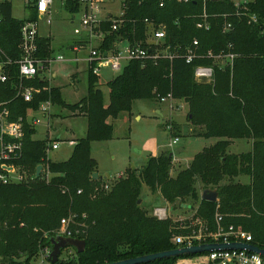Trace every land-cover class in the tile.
<instances>
[{
	"label": "trees",
	"instance_id": "trees-1",
	"mask_svg": "<svg viewBox=\"0 0 264 264\" xmlns=\"http://www.w3.org/2000/svg\"><path fill=\"white\" fill-rule=\"evenodd\" d=\"M80 0H64L71 15L80 11ZM160 0H125V22L119 32L107 35L101 49L106 51L119 39L155 50L147 44L148 19L154 25L163 24L166 37L159 44L169 47L172 60L130 61L122 74L109 82V102L98 87V76L89 71L88 96L76 104L66 103L59 88L49 87L47 80L37 77L27 80V86L49 87V91L34 94L32 102L17 95L19 71L17 62L22 53V26L27 20H37L32 0L31 15L18 20L13 16L10 1L0 3V73L7 76L0 81V109L5 104L10 118H22L24 123L23 154L16 162L29 174L26 182L4 185L0 182V263L31 264L43 251L51 248L52 237L58 236L61 221L69 219L72 237L85 240L86 250L68 257L60 256L56 264H112L140 256L178 248L175 235H187L193 222L160 220L142 208V188L146 185L159 193L164 202L177 208L186 199L198 204L193 219H200L209 232L221 225L247 232L252 244L264 250V0H253L238 9L231 0H206L211 29L197 27L204 12L203 0L188 3ZM258 21L250 23L248 16ZM229 15L224 18L223 15ZM225 22L232 28L224 33ZM111 20L103 23L108 31ZM199 42L201 54H218L229 43L238 57L233 67L199 58L187 64L185 53L194 40ZM49 39H38L37 57L43 61L51 57ZM198 65L214 66V81L203 83L194 77ZM172 93L174 100L188 107V120L194 133L206 139H220L213 146L195 155L188 168L176 177L171 176L173 157L164 153L151 156L142 171L127 169L126 176L115 184L93 178L98 163L92 156L94 142L110 141L113 125L122 113L132 111L136 100H159ZM51 100L54 106L78 111L88 121L86 136L73 147L71 156L61 162L47 156L48 139L36 140L33 126L27 120L29 110H38L41 103ZM252 139V150L244 154H230L234 140ZM38 166L48 167L51 174L36 176ZM246 176L248 184L234 181ZM203 190L218 192V201L201 199L197 183ZM81 192V193H79ZM192 220V221H194ZM64 252V251H63ZM62 252V253H63ZM206 255V254H203ZM172 257L147 264H178L179 260L195 258Z\"/></svg>",
	"mask_w": 264,
	"mask_h": 264
},
{
	"label": "rangeland",
	"instance_id": "rangeland-1",
	"mask_svg": "<svg viewBox=\"0 0 264 264\" xmlns=\"http://www.w3.org/2000/svg\"><path fill=\"white\" fill-rule=\"evenodd\" d=\"M10 1L13 6V16L18 20L27 19L31 15L32 0H0V3ZM125 0H109L105 4L107 12L114 16H120L122 13V3ZM244 1V0H235ZM249 1V0H246ZM251 1V0H250ZM64 0H54L52 12L50 16L40 17L39 19V35L40 38L50 40L51 61L50 69L46 70L42 77L50 79L53 85L62 86V98L69 104L78 103L88 96L89 78L88 65L85 59L88 58L91 49L97 44L87 43L85 48L74 51L72 48L83 42V34L80 36L74 33L75 28L80 27L81 15H71L65 10ZM51 17L52 23L48 24L47 19ZM58 56H63L65 61H57ZM47 59V60H49ZM75 62V63H74ZM126 61H123V69L120 71H112L109 65L104 66L99 73V88L104 93V102H109V82L122 74ZM79 72L78 81L74 85L71 75ZM52 74L56 78H52ZM51 112L55 115L53 121H50L51 138L60 143L59 150L53 151L50 158L53 161L61 162L67 160L71 156V142L66 139H79L85 137L87 127L86 119H75L70 116L68 109L53 106ZM161 110L163 116L157 113ZM73 113V112H72ZM34 115V114H32ZM188 107L182 102H174L172 108L170 105L161 103L159 100H136L133 102L132 111L130 113H122L117 119H110L113 125V139L108 143H98L93 146V153L100 161V171H105L112 178H109V185L115 184L120 178H124L126 173L113 176L124 171L128 167H141L142 155L138 151H148L153 154L171 153L179 146H185V151L177 158L173 157L171 176L176 177L177 174L189 167L195 155L200 153L204 147H208L212 142L205 140L198 135V131L188 120ZM51 117V118H52ZM44 119V118H43ZM48 123L42 121L39 129L47 127ZM168 125L172 126V132L167 130ZM188 128H194L188 133ZM197 131L194 133L193 131ZM195 135H194V134ZM62 140H57L58 135ZM172 137H179L180 143L175 149L170 148L169 144ZM107 144V145H106ZM166 150V152H164ZM231 150V149H230ZM168 151V152H167ZM102 173V172H101ZM110 176V177H111ZM242 181V178H235L234 181ZM247 179L245 182L247 183ZM197 190L201 196V183H197ZM198 204L192 199H186L183 204H178L174 208L171 204H167L161 198L159 193H153L146 185L142 188V208L149 214L153 215L155 208H165L169 218L174 221L192 220L197 212ZM74 248H68L62 253V257L74 255ZM180 261V260H179ZM183 259L179 264H207L205 258H195L188 263H184ZM1 264V263H0ZM31 264H50L45 253L35 258Z\"/></svg>",
	"mask_w": 264,
	"mask_h": 264
},
{
	"label": "built area",
	"instance_id": "built-area-1",
	"mask_svg": "<svg viewBox=\"0 0 264 264\" xmlns=\"http://www.w3.org/2000/svg\"><path fill=\"white\" fill-rule=\"evenodd\" d=\"M109 0H80L81 15L80 27L75 28L74 33L76 35L83 34V45L78 47L83 48L87 43H95L97 46L91 49L87 61L91 66V71L94 75H98L104 66L109 65L112 71H120L123 69V61H126V65L133 60H139L142 62L153 61L157 63L162 58H168L172 60L174 55L170 52L169 47L163 49L159 47V44L166 37V29L163 24L159 26L154 25L148 19L145 23L148 25L147 30V44L154 45L155 50L152 51L149 47H142L141 43L132 44L128 39L119 38L115 40L106 51L101 49L104 44L107 35L111 33L119 32L122 28L125 19V1L122 3V13L120 16H114L112 13L103 14L105 4ZM176 1L178 3H188L190 0H160L159 6L165 7L168 2ZM204 1V12L200 16V21L197 24L199 29L210 30L211 23L209 21V15L206 12V0ZM236 4L239 9L242 4ZM54 4V0H35V7L38 14V19L42 16H50V6ZM248 16L249 22H257L256 15H250L249 13H240L237 11V16ZM229 15H223L224 18ZM27 20L22 26V38L20 43V50L22 53L21 59L17 62L19 71V82L17 85V95L24 99L26 102H32L34 94H40L42 91H49L50 88L43 89L36 88L34 86H27V80H33L37 77L40 70H47L52 60L39 59L37 53L39 51V21ZM111 25L109 30L106 31L103 28V23L110 21ZM47 23H52V18L47 19ZM232 24L225 22L223 32L227 33L231 30ZM264 33V31H263ZM233 44L229 43L227 47L221 50L218 54L213 52H207L201 54L199 51V42L194 40L192 45L189 46L185 53V59L187 64H193L195 60L199 58L211 59L215 63H223L233 67L234 60L238 55L231 50ZM57 61H65L63 56H58ZM125 65V66H126ZM1 68V67H0ZM194 77L196 81L203 83H211L214 81V66L213 65H198L194 70ZM0 81L6 82L7 76L0 73ZM161 103H165L171 106L175 102L172 93L160 98ZM53 104L51 100L41 103L37 110L42 114L43 118L51 116V108ZM10 110L5 104H1L0 109V182L4 185L19 184L26 182L29 179L28 172L16 162L22 157L23 154V138H24V123L22 118L16 121H12L10 118ZM41 119L34 120V123L38 124ZM167 130L171 133L172 126L168 125ZM180 143L179 137H172L169 144L170 148L175 147ZM60 148L59 142L50 143L47 147V156L50 158L51 153ZM44 174L46 178H50L51 174L47 168L42 166L40 173ZM81 193V192H79ZM153 216L164 220L169 218L167 210L165 208H155L153 210ZM183 222V221H181ZM216 222L218 228L215 232H209L206 225L200 220H194L191 225L192 230L189 234L175 235L173 242L178 245V248L190 247L194 245L209 244V243H232L241 242L246 244H252V236L245 231L235 229L233 226L225 229L222 225V216L216 215ZM70 220L63 219L61 221V228L58 235L73 238L72 232L69 230ZM2 224L0 223V229ZM253 245V244H252ZM48 258L49 249L43 251ZM196 258V257H195ZM195 258H187L184 263H188ZM197 258H205L207 264H264V258L258 254L249 252L247 250H226V251H213L206 255L198 256Z\"/></svg>",
	"mask_w": 264,
	"mask_h": 264
},
{
	"label": "water",
	"instance_id": "water-1",
	"mask_svg": "<svg viewBox=\"0 0 264 264\" xmlns=\"http://www.w3.org/2000/svg\"><path fill=\"white\" fill-rule=\"evenodd\" d=\"M1 69V68H0ZM184 152V148L181 147L179 150H176L174 153L170 154L171 157H176ZM145 155L150 156V152H144ZM42 171V166H38L36 176L38 177ZM93 178L95 180L99 179L100 176L98 173H94ZM104 179V178H103ZM107 179V178H106ZM105 179V180H106ZM202 200L217 202L218 201V192L205 189L202 193ZM139 204L142 203V200H139ZM51 248L48 254V260L50 264H56L62 252L68 248H75L77 253H83L86 250V241L77 238H68L61 235L52 237ZM226 251V250H247L249 252L258 253L264 258V250L259 247L246 244L241 242H232V243H209L194 245L190 247L177 248L170 251L159 252L155 254H149L145 256H140L133 259L123 260L112 264H147L156 260L167 259L172 257H189L195 255H203L213 251Z\"/></svg>",
	"mask_w": 264,
	"mask_h": 264
},
{
	"label": "crops",
	"instance_id": "crops-1",
	"mask_svg": "<svg viewBox=\"0 0 264 264\" xmlns=\"http://www.w3.org/2000/svg\"><path fill=\"white\" fill-rule=\"evenodd\" d=\"M234 4H238V3H244V2H249V1H246V0H244V1H235V0H231ZM251 1H253V0H251ZM33 7H35V4H34V6ZM36 8V7H35ZM52 8H53V5L52 6H50V11L52 12ZM105 11L107 12V7H105ZM40 19V18H39ZM39 19H38V21H39ZM39 38H40V35H39ZM80 44H82L83 45V43H80ZM80 44H77L75 47L73 46L72 48L74 49V51H78V49H82V48H79L78 46L80 45ZM83 48H85V47H83ZM88 59V58H87ZM87 59H85V61H86V63H87V65H88V78H89V71L91 70V66H90V64H89V62L87 61ZM75 63V62H74ZM50 69V67L47 69V70H49ZM46 70H40L39 71V74H38V76H39V78H42V79H44V80H47L48 81V83H49V87H51V88H59L60 90H61V92H62V90H63V87L62 86H58V85H53L52 84V82L50 81V79H48V78H46V77H42V74H44V72H45ZM101 72V71H100ZM80 73L79 72H76V73H74L73 75H71V78H72V82L70 83V85H74V84H76V82L78 81V75H79ZM96 76H98V78H99V74L98 75H96ZM52 78L53 79H55L56 78V75L55 74H52ZM98 86H99V82H98ZM102 90V89H101ZM64 100V99H63ZM81 101V100H80ZM79 101V102H80ZM66 102V101H65ZM175 102H178L177 100H175ZM67 103V102H66ZM69 104V103H68ZM76 104V103H75ZM184 105H186L185 103H184ZM54 106V105H53ZM56 107H58V106H56ZM60 108H62V107H60ZM65 109V108H64ZM69 112H71L70 110H69ZM73 112V111H72ZM71 112V115L70 116H72V117H75V119H86L87 120V118L83 115V114H80L78 111H76V112H73L72 113ZM157 113L158 114H160V115H162L163 116V113H162V111L161 110H157ZM32 114H34V115H32ZM52 115H55V113L53 114L52 112H51V116L50 117H48V118H44L43 119V117H42V114L40 113V112H38L37 110H29L28 111V114H27V120H28V122L33 126V128L35 129V131H36V133L34 134V139H36V140H44V139H48L49 141H50V143H54V142H57V141H55V140H53L52 138H51V126H50V121L52 122L53 121V119H54V117H52ZM52 117V118H51ZM41 119V122L42 121H45V122H47L48 123V125H47V127H45V128H42V130H40L39 129V124H41V122L40 123H38V124H36V123H34V120H36V119ZM110 120V119H109ZM87 128H88V121H87V127H86V131H85V136H86V133H87ZM194 128H188V133H190V131H192ZM193 132H195V130L193 131ZM194 134V133H193ZM195 135V134H194ZM196 136V135H195ZM201 138H203V137H201ZM79 139H81V138H79ZM78 138L77 139H66L67 140V142H71V147L73 148L74 146H75V144H76V142L79 140ZM113 139V138H112ZM203 139H205V140H211V139H213V142L208 146V147H210V146H213L214 144H216L220 139H218V138H209V139H206V138H203ZM57 140H62L61 139V135L59 134L58 135V137H57ZM110 141H112V140H110ZM110 141H104V142H94L93 144H92V156H93V158L97 161V163H98V170H97V173L99 174V176L101 177V178H104V179H109V178H112V176L111 175H108V173L106 172V170L105 171H100V161H99V159H98V157H96V155L93 153V146L95 145V144H98V143H108V142H110ZM107 145V144H106ZM181 147H183L184 148V151H185V146H179V147H177L176 149H175V151L176 150H179V148H181ZM252 147H253V140L252 139H239V140H234L233 142H232V144L230 145V147H229V149H228V152L230 153V154H244V153H248V152H250L251 150H252ZM204 148H207V147H204ZM231 149V150H230ZM59 150V149H58ZM73 150V149H72ZM172 152H171V154L172 153H174L173 152V150H171ZM144 152H148V151H138V153L140 154V155H142V160H141V167H133V166H131V167H128V168H126L124 171H122V172H120V173H118V174H115V175H113V176H117V175H120V174H123V173H125L126 172V170L127 169H135V170H137L138 171V173H140L141 171H142V169L144 168V166L148 163V159L151 157V156H153V157H158V156H160L161 154H153L152 152H150V156H147V155H145L144 154ZM164 152H166V150L164 151ZM168 152V151H167ZM71 153H72V151H71ZM163 154V153H162ZM181 155V154H180ZM180 155H178V156H176L175 158H177V157H179ZM194 159V158H193ZM192 162V161H191ZM191 162H188L189 164L191 163ZM102 172V173H101ZM111 176V177H110ZM239 178H242V181L244 180V182H241V181H237L236 180V182H240V183H242V184H248L249 182H250V179L248 178V177H246V176H240V177H238V179ZM106 179V180H107ZM245 179H247L248 181H247V183L245 182ZM203 188L201 189V197H202V193H203ZM166 203V202H165ZM168 204V203H167ZM183 260V259H182ZM181 262V260L180 261H178V264Z\"/></svg>",
	"mask_w": 264,
	"mask_h": 264
}]
</instances>
